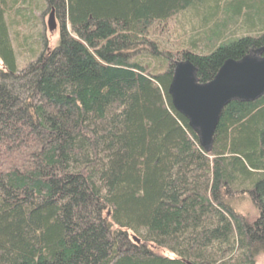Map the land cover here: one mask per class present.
I'll use <instances>...</instances> for the list:
<instances>
[{"label": "trees", "instance_id": "16d2710c", "mask_svg": "<svg viewBox=\"0 0 264 264\" xmlns=\"http://www.w3.org/2000/svg\"><path fill=\"white\" fill-rule=\"evenodd\" d=\"M45 8L58 45L42 31L21 68L10 16ZM261 48L264 0H0V264H256L264 96L206 153L168 88L177 62L207 84Z\"/></svg>", "mask_w": 264, "mask_h": 264}, {"label": "water", "instance_id": "95a60500", "mask_svg": "<svg viewBox=\"0 0 264 264\" xmlns=\"http://www.w3.org/2000/svg\"><path fill=\"white\" fill-rule=\"evenodd\" d=\"M52 12L48 29H56ZM173 107L188 121L200 147L210 153L222 112L232 102L250 103L264 96V48L240 60H227L213 81L201 84L189 60L177 62L168 88Z\"/></svg>", "mask_w": 264, "mask_h": 264}, {"label": "rangeland", "instance_id": "374dc122", "mask_svg": "<svg viewBox=\"0 0 264 264\" xmlns=\"http://www.w3.org/2000/svg\"><path fill=\"white\" fill-rule=\"evenodd\" d=\"M226 2V0H224ZM30 15V14H28ZM50 12L47 8L42 10H36L35 13H33L31 16H28L29 19H31L30 26L26 28L23 26L21 18L16 17L14 15L10 16V25L11 23L14 24L15 21L20 22V27L18 28H12V37L14 39V46L18 55V64L22 68V66L27 65L32 60H35L33 57V54L30 53L32 49H38V43L36 41L39 38V35L43 31V34L45 35L46 43L49 46L50 50L53 49L56 45H58L59 41V34L58 29L56 28L53 32H50L48 30V20H49ZM225 22V21H224ZM180 23L186 24L184 20H181ZM236 21L229 22L228 26L223 27V31L231 29L233 26H237V23L235 25ZM231 27V28H230ZM191 29V26H190ZM189 29V30H190ZM188 27L185 25L182 29H180V32H188ZM25 37H28L27 41L24 40ZM226 39H229V33L226 34ZM175 40H172L174 42ZM33 58V59H32ZM244 208V207H243ZM249 210H251L250 207H248ZM245 211V209H244ZM244 213H247L245 211ZM161 255L169 258H173L174 255L167 251L159 252ZM256 264H264V255L259 256L256 259Z\"/></svg>", "mask_w": 264, "mask_h": 264}, {"label": "bare ground", "instance_id": "6f19581e", "mask_svg": "<svg viewBox=\"0 0 264 264\" xmlns=\"http://www.w3.org/2000/svg\"><path fill=\"white\" fill-rule=\"evenodd\" d=\"M135 241L137 240V239H134ZM137 243H139V241H136Z\"/></svg>", "mask_w": 264, "mask_h": 264}]
</instances>
